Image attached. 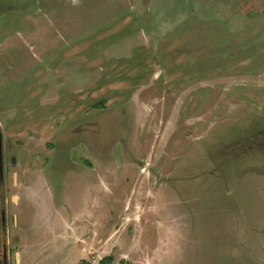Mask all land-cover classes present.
<instances>
[{"label":"rangeland","instance_id":"1","mask_svg":"<svg viewBox=\"0 0 264 264\" xmlns=\"http://www.w3.org/2000/svg\"><path fill=\"white\" fill-rule=\"evenodd\" d=\"M0 132V264H264V0H0Z\"/></svg>","mask_w":264,"mask_h":264},{"label":"flooded vegetation","instance_id":"2","mask_svg":"<svg viewBox=\"0 0 264 264\" xmlns=\"http://www.w3.org/2000/svg\"><path fill=\"white\" fill-rule=\"evenodd\" d=\"M0 134H1V132H0ZM4 157H5V154L3 153V150H2V137H1V146H0V180H3V165H4L3 164V162H4L3 159H4ZM12 162H14V159H12ZM3 215H4V211L2 212L1 216L4 217Z\"/></svg>","mask_w":264,"mask_h":264},{"label":"water","instance_id":"3","mask_svg":"<svg viewBox=\"0 0 264 264\" xmlns=\"http://www.w3.org/2000/svg\"><path fill=\"white\" fill-rule=\"evenodd\" d=\"M0 146H1V137H0ZM3 210H1V214H2ZM1 222H2V226H4V219L3 217L1 216ZM5 264V263H4Z\"/></svg>","mask_w":264,"mask_h":264},{"label":"trees","instance_id":"4","mask_svg":"<svg viewBox=\"0 0 264 264\" xmlns=\"http://www.w3.org/2000/svg\"><path fill=\"white\" fill-rule=\"evenodd\" d=\"M107 263H108V260H107V262L106 261H100L99 262V264H107ZM80 264H88V263L83 262V263H80Z\"/></svg>","mask_w":264,"mask_h":264},{"label":"crops","instance_id":"5","mask_svg":"<svg viewBox=\"0 0 264 264\" xmlns=\"http://www.w3.org/2000/svg\"><path fill=\"white\" fill-rule=\"evenodd\" d=\"M18 199V198H17Z\"/></svg>","mask_w":264,"mask_h":264}]
</instances>
